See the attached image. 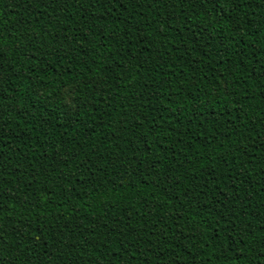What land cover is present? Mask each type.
Listing matches in <instances>:
<instances>
[{
    "label": "trees",
    "instance_id": "obj_1",
    "mask_svg": "<svg viewBox=\"0 0 264 264\" xmlns=\"http://www.w3.org/2000/svg\"><path fill=\"white\" fill-rule=\"evenodd\" d=\"M262 242L264 0H0L5 264H264Z\"/></svg>",
    "mask_w": 264,
    "mask_h": 264
},
{
    "label": "snow or ice",
    "instance_id": "obj_2",
    "mask_svg": "<svg viewBox=\"0 0 264 264\" xmlns=\"http://www.w3.org/2000/svg\"><path fill=\"white\" fill-rule=\"evenodd\" d=\"M119 2V0H96V3L98 4H104L107 3L110 6L113 3H117ZM193 3L197 4V6L202 5L205 3V0H192ZM63 102H64V107H65V115H69L71 113H73L74 111L78 110L77 109V101L76 99L72 96V92L71 91H67L63 97ZM95 165L92 164V161L88 160L83 162V164L81 165V167H83L85 169V171H88L90 169V167H94ZM83 174V173H82ZM161 183H165L164 179L161 178ZM168 184L171 183V181L167 182ZM235 243V241H234ZM206 245L202 244V247H204ZM261 249H262V255H264V242H262L261 244ZM0 264H5L4 259L2 257H0ZM7 264H12L11 260L7 261Z\"/></svg>",
    "mask_w": 264,
    "mask_h": 264
}]
</instances>
